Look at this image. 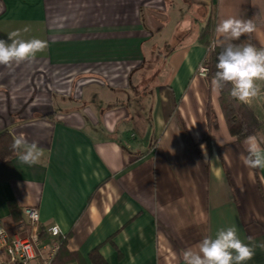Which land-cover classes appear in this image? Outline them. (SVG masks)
<instances>
[{
	"label": "crops",
	"instance_id": "1",
	"mask_svg": "<svg viewBox=\"0 0 264 264\" xmlns=\"http://www.w3.org/2000/svg\"><path fill=\"white\" fill-rule=\"evenodd\" d=\"M233 16L256 24L233 43L264 47V0H0V39L28 26L24 39L47 42L35 61L0 66V131L45 153L0 163L6 233L37 207L42 244L52 225L62 235L50 264H183L231 225L264 242V169L243 164L245 138L197 74L200 29L211 19L218 46ZM247 105L264 138V99ZM246 264H264V249Z\"/></svg>",
	"mask_w": 264,
	"mask_h": 264
},
{
	"label": "clouds",
	"instance_id": "2",
	"mask_svg": "<svg viewBox=\"0 0 264 264\" xmlns=\"http://www.w3.org/2000/svg\"><path fill=\"white\" fill-rule=\"evenodd\" d=\"M30 31L28 26L8 33V41L0 39V66L31 63L37 54L47 48V42L38 38L24 39L23 34ZM256 31L252 19L228 17L220 20L215 32L221 36L218 41L219 52L217 71L211 80L214 91H221L231 84L229 95L243 104H250L261 97L257 81H264V47L258 48L251 42L233 43L242 36ZM264 138L255 135L245 138L247 155L240 159L247 168L264 169ZM222 146V145H221ZM18 161L29 166L43 163L44 149L35 142H29L23 134L13 136L11 145ZM247 243L238 234L236 225L219 228L214 236H205L198 244V250H183V264H246L253 259L256 249H264V242L257 243L254 237H247Z\"/></svg>",
	"mask_w": 264,
	"mask_h": 264
},
{
	"label": "built area",
	"instance_id": "3",
	"mask_svg": "<svg viewBox=\"0 0 264 264\" xmlns=\"http://www.w3.org/2000/svg\"><path fill=\"white\" fill-rule=\"evenodd\" d=\"M208 62L206 55L198 65V75L208 76ZM22 214V219L17 223V232L12 236H9L0 224V251L6 255V259L0 257V264H50L60 247L62 235L59 228L57 225L50 226L47 229V240L42 244L37 207L25 206Z\"/></svg>",
	"mask_w": 264,
	"mask_h": 264
},
{
	"label": "trees",
	"instance_id": "4",
	"mask_svg": "<svg viewBox=\"0 0 264 264\" xmlns=\"http://www.w3.org/2000/svg\"><path fill=\"white\" fill-rule=\"evenodd\" d=\"M212 33L213 22L208 19L200 29L199 40L210 50L207 56H209V76L211 77L217 71V57L222 50L218 46L211 45ZM230 89L231 85L227 84L223 90L219 91V104L229 133L235 136L237 140L246 138L249 135H256L263 121L259 119L247 104L240 103L231 98L229 95ZM212 123L214 126L215 121L212 120ZM12 142L11 136L6 131H0V163L8 161V156L13 153L11 148Z\"/></svg>",
	"mask_w": 264,
	"mask_h": 264
},
{
	"label": "rangeland",
	"instance_id": "5",
	"mask_svg": "<svg viewBox=\"0 0 264 264\" xmlns=\"http://www.w3.org/2000/svg\"><path fill=\"white\" fill-rule=\"evenodd\" d=\"M210 21H211V19H210ZM207 53L209 54V53H210V50H209V52H207ZM207 57H208V59H209V56H207ZM208 65H209V63H208ZM209 71H210V70H209ZM230 85H231V84H230ZM260 128H261V126H260ZM260 128H259V131H260ZM259 131H258V132H259ZM258 132H257V133H258ZM263 132H264V130H263Z\"/></svg>",
	"mask_w": 264,
	"mask_h": 264
}]
</instances>
